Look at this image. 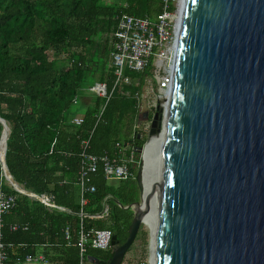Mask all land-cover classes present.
Returning a JSON list of instances; mask_svg holds the SVG:
<instances>
[{
  "label": "trees",
  "instance_id": "obj_1",
  "mask_svg": "<svg viewBox=\"0 0 264 264\" xmlns=\"http://www.w3.org/2000/svg\"><path fill=\"white\" fill-rule=\"evenodd\" d=\"M162 9L163 0H0V118L9 128L5 164L19 187L59 208L16 192L0 162V190L16 197L2 229L12 257L40 251L51 264H78L80 221L85 230L108 229L118 245L125 242L134 217L129 207L140 202L138 166L132 178L117 182L105 180L100 166L89 176L95 191L84 194L81 207L80 155L84 141L85 152L98 157L112 156L116 143H130L138 158L137 148L147 141L138 127L142 91L152 71L148 66L126 72L130 83L116 86L104 108L88 88L103 83L110 91L114 84L109 61L117 17L154 20ZM76 115L83 118L78 127L69 124ZM2 130L0 122V139ZM111 256L110 248L87 249V257Z\"/></svg>",
  "mask_w": 264,
  "mask_h": 264
},
{
  "label": "water",
  "instance_id": "obj_2",
  "mask_svg": "<svg viewBox=\"0 0 264 264\" xmlns=\"http://www.w3.org/2000/svg\"><path fill=\"white\" fill-rule=\"evenodd\" d=\"M179 2L168 96L137 148L164 133L153 264H264V0ZM0 122L3 176L38 199L6 167L9 128ZM136 181L125 242L113 235L111 258L89 264L123 263L149 211L142 166Z\"/></svg>",
  "mask_w": 264,
  "mask_h": 264
},
{
  "label": "built area",
  "instance_id": "obj_3",
  "mask_svg": "<svg viewBox=\"0 0 264 264\" xmlns=\"http://www.w3.org/2000/svg\"><path fill=\"white\" fill-rule=\"evenodd\" d=\"M176 0H163V9L160 15L154 20L148 18H135L126 14L117 17V24L112 34V49L110 53V65L113 68L114 84L110 91L106 84L95 83L88 88V92L95 94L104 100L103 108L111 97L116 86L129 84L130 77L126 72H143L150 66L153 81L156 85L158 99L164 100L168 96L169 87L172 80L173 48L176 11H171L170 7H176ZM149 78V77H147ZM146 78V79H147ZM84 92V91H83ZM164 106V103H163ZM151 107L156 110V102H152ZM83 118L80 115L69 118V124L80 126ZM150 126V125H149ZM84 150L80 155V170L78 173L81 188L80 206L86 205L87 200L84 194L93 193L95 188L89 185V176L97 172L101 166L104 179L107 181H122L133 177L132 168L137 167L138 161L135 157L134 149L130 143H116L112 156H95L88 154V141L83 142ZM39 199V200H38ZM38 201L50 208H57L51 199L45 195L38 196ZM16 204V197L13 194L0 190V264H10L7 258L8 246L2 242L3 216L9 212ZM92 218H100L106 214ZM80 220L84 218L82 211L79 213ZM80 221V228L76 236V247L78 249V264H88L87 249L106 251L110 248L112 232L104 230H85ZM12 230H16L13 228ZM65 241L69 242L71 233L66 228L64 232ZM19 263V259L16 260ZM27 264H49L43 256L25 257Z\"/></svg>",
  "mask_w": 264,
  "mask_h": 264
},
{
  "label": "rangeland",
  "instance_id": "obj_4",
  "mask_svg": "<svg viewBox=\"0 0 264 264\" xmlns=\"http://www.w3.org/2000/svg\"><path fill=\"white\" fill-rule=\"evenodd\" d=\"M176 4H177V0H176ZM152 102H156V107L158 106L163 107V103H164L163 98L158 99L156 85L153 81V78L149 77L145 80V83L143 86L141 106H140V118H139V124H138V127L140 128V130H142L146 135H148V130L150 128L149 125H150L151 117L156 111V110H153L154 109L153 107H151ZM145 113L149 114L148 120H145V117H144ZM150 144L151 142H149L146 145V147L147 146L148 147H147L145 154L143 151V154L141 153L138 155L137 169L141 166L143 167V165L145 166L146 154H148V151L150 149L149 148ZM113 182H117V181H113ZM142 186H143V183H142ZM140 197H141V193H140ZM153 226H154L153 223H151L149 226H146L144 224L141 225V229L138 231L139 233L135 241L131 245L130 250L126 253L122 264H151L150 244H151V232L153 231V228H154Z\"/></svg>",
  "mask_w": 264,
  "mask_h": 264
},
{
  "label": "bare ground",
  "instance_id": "obj_5",
  "mask_svg": "<svg viewBox=\"0 0 264 264\" xmlns=\"http://www.w3.org/2000/svg\"><path fill=\"white\" fill-rule=\"evenodd\" d=\"M179 6H181V0L179 2ZM164 139V133H161L159 136L155 138H151L149 142L150 149L148 154H146V164L142 167V183H143V190H142V200L143 205L147 203L148 206V213L144 216L143 222L144 225L149 226L151 223L154 224L153 231L151 232V239H152V246H151V264L154 263V239L155 233L157 228V216L156 210L159 201L160 195V171H161V157H162V144ZM148 147V146H147ZM147 147L144 148V154L147 150ZM143 154V152H142ZM153 188H150L151 183L153 184ZM144 207V206H142ZM144 209V208H143Z\"/></svg>",
  "mask_w": 264,
  "mask_h": 264
},
{
  "label": "crops",
  "instance_id": "obj_6",
  "mask_svg": "<svg viewBox=\"0 0 264 264\" xmlns=\"http://www.w3.org/2000/svg\"><path fill=\"white\" fill-rule=\"evenodd\" d=\"M21 188V187H20ZM22 189V188H21ZM25 191V190H24ZM26 192H29V191H26ZM7 193V192H6ZM19 193V192H18ZM29 193H31V192H29ZM21 194V193H20ZM33 194V193H32ZM24 195V194H23ZM33 195H35V194H33ZM27 196V195H26ZM35 196H38V195H35ZM28 197H30V198H32V199H35L34 197H32V196H28ZM35 200H37V199H35ZM38 201V200H37ZM4 217V216H3ZM13 228H18L17 226H12L11 227V229H13ZM3 242V241H2ZM4 244V243H3ZM6 246V245H5ZM6 254H7V258H8V263H10V264H27L26 262H25V257L27 256V255H31V256H33V257H36V256H43L47 261H48V263L49 264H51L50 263V261L47 259V257L42 253V252H40V251H38V252H35L34 254H25V255H23V256H20V257H15V256H13L12 257V254L13 253H11V252H9L8 251V249H7V252H6ZM17 259H19V263H17L16 262V260Z\"/></svg>",
  "mask_w": 264,
  "mask_h": 264
}]
</instances>
